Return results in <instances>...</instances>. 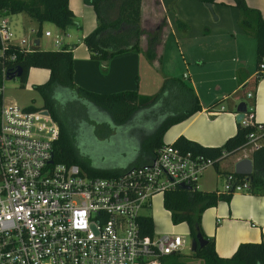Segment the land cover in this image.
I'll list each match as a JSON object with an SVG mask.
<instances>
[{
    "label": "built area",
    "instance_id": "built-area-1",
    "mask_svg": "<svg viewBox=\"0 0 264 264\" xmlns=\"http://www.w3.org/2000/svg\"><path fill=\"white\" fill-rule=\"evenodd\" d=\"M54 43L60 44V38ZM11 44L26 50L36 45L18 37L0 10V61L14 58L5 52ZM262 71L263 62L256 74ZM28 106L0 105V264H163L166 256L180 252L183 235L145 233L148 214L142 210L152 196L181 184L198 190L200 175L214 164L212 157L163 142L140 165L112 176L91 175L77 163L54 160L58 123L46 108ZM248 110L240 122L254 129L245 145L257 148L264 122L254 121L253 106ZM249 188V181L236 182L230 173L221 192Z\"/></svg>",
    "mask_w": 264,
    "mask_h": 264
},
{
    "label": "trees",
    "instance_id": "trees-1",
    "mask_svg": "<svg viewBox=\"0 0 264 264\" xmlns=\"http://www.w3.org/2000/svg\"><path fill=\"white\" fill-rule=\"evenodd\" d=\"M92 5L97 16V25L84 37L83 42L89 50L91 58L99 59L105 64L115 54L134 50L138 51L139 37L146 33L147 45L144 54L148 59L156 57V44L159 41L161 26L157 29L146 31L142 28L141 0H116V12L108 17L112 0H84ZM204 3H227L224 0H200ZM240 11V24L251 33L256 40V64L264 63V18L260 10L250 6L246 0H232L230 3ZM0 10L8 13L24 12L39 24L37 34L41 33V24L51 22L61 30H65L74 22L73 11L69 7V0H0ZM6 54L14 53V58L1 57L0 61V87L4 77H14L20 69L19 78L21 85L27 80L30 67H44L49 69L48 78L42 83L34 84V88L41 94L42 107L46 108L57 121L59 135L53 148L55 161L66 164L77 163L88 174L98 176H112L122 170H111L93 164L89 158L80 154L74 144V115H63V96L78 97L82 100V115L93 123L90 129L98 127L102 121L103 113H109L116 124H126L133 120L137 114L142 115L145 110H158L155 113L152 128L145 130V137L141 140L142 154L134 165L148 161L160 146L166 130L174 123L192 115L202 108L199 99L191 85L176 76H169L163 80L161 88L153 94H143L136 89H127L116 92L102 93L84 89L77 85L73 79V54L71 48L63 45L55 49L19 48L11 44L6 49ZM258 69V68H257ZM261 74V73H260ZM256 74V79L260 76ZM2 92L0 90V105ZM253 100L248 103L252 106ZM156 105H164L157 109ZM29 109L38 108L29 105ZM249 107H246L248 112ZM155 111V112H156ZM86 114V115H85ZM77 119L79 117H76ZM88 121V122H89ZM117 128V127H116ZM252 125L239 123L236 132L227 137L219 146L202 145L184 136L177 137L174 146L181 150H192L203 153L214 159V165L226 155L245 146L246 135L252 131ZM116 131V129H114ZM110 132V131H109ZM144 161V162H143ZM253 170L249 175L232 173L236 182L247 180L250 182L249 191L264 194V139L259 147L252 151ZM131 165V166H134ZM230 193L217 192L216 190H191L176 187L164 192L163 206L169 210L173 222L186 221L192 239L202 235L207 240L203 246L192 251L194 256L201 257L204 264H264V241L240 242L232 255L224 257L215 250L214 238L207 236L201 224L202 211L219 200L229 201ZM145 233H152L154 228L153 218L148 215L143 218ZM163 264H182L177 260L176 254L164 258Z\"/></svg>",
    "mask_w": 264,
    "mask_h": 264
},
{
    "label": "crops",
    "instance_id": "crops-1",
    "mask_svg": "<svg viewBox=\"0 0 264 264\" xmlns=\"http://www.w3.org/2000/svg\"><path fill=\"white\" fill-rule=\"evenodd\" d=\"M178 1L141 0L140 23L142 28L149 31L161 26V34L156 44V57L149 59L152 74L157 77L154 71L156 70L155 65L159 64L160 58L167 50V41H169L167 32L170 29L173 39L169 42H181V44L177 43L176 49L179 48L178 52L182 56L184 55L182 58L184 68L172 72L169 76L182 78L191 85L202 106L192 115L172 124L166 130L163 141L173 142L177 137L184 136L202 145L219 146L225 142L227 137L236 132L239 123H241L236 120V107L240 101H244L246 107H249L248 103L252 99L254 121L264 122V71L256 79L258 67L257 64L253 65L250 60L253 49L256 58V43L239 35L235 26L228 30L225 22L217 27L218 30H212L207 22L208 15L203 7H200L198 15L201 28L196 32L199 33L191 34L185 31V28L193 26V24L182 16L180 9H175ZM246 2L250 6L258 8L264 18V0H246ZM168 4L174 7V15L181 17V19L176 18L178 25L184 28L181 33H178L180 34L179 38L175 37L177 31L173 28V19L167 8ZM69 7L75 17L81 18L75 25L77 28H81L80 41L73 42L72 38L76 35L70 31L71 27H67L65 30L60 29L67 37L66 42H63V35L57 33L53 36V40L56 36L60 38V44L54 43L57 48L63 45L71 48L74 82L84 89L102 93L136 89L143 94H153V86L154 88L160 86L162 79L159 76L158 80L157 78L152 80L147 75L143 77L142 67L146 60L144 54L147 45L146 33L139 37L140 49L138 51L127 50L117 53L105 64L99 59L91 58L89 50L83 42V37L97 25L96 12L83 0H69ZM6 14L16 35L23 36L28 41L32 39L36 44L35 47L39 45L40 37L44 31L51 32L48 28L43 30V24H41L40 35L31 34L29 29L38 30V22L34 20V26L25 27L22 17L13 19L11 23L9 13L6 12ZM219 17L220 14H217L216 18ZM237 20L238 17L233 18L234 24ZM48 36H52V32ZM36 40H38V44ZM171 44V48H173V43ZM229 48L233 55H237L236 57L232 56L231 59H227L225 54ZM247 51L250 52L247 54ZM33 68L35 67H30L29 71ZM45 76L46 80L49 76V69L44 73ZM247 91H252L253 96L248 97ZM2 103H4L3 99ZM221 106L223 107L221 108ZM110 118V116H103L102 121ZM89 123L93 125L91 121L88 122L90 126ZM239 149L222 157L217 165L213 164L206 168L197 182L198 189L224 190L226 172L234 171V164L238 159L245 156L252 158L250 153L255 148L237 154ZM221 162L223 168H220ZM213 167L217 170V174L214 169L211 170ZM221 175L224 177L223 184L220 182ZM219 183L222 188H219ZM201 223L204 233L214 238L215 250L220 256L232 255L240 242L264 241V194L233 192L229 201L219 200L215 205L207 207L202 215Z\"/></svg>",
    "mask_w": 264,
    "mask_h": 264
},
{
    "label": "rangeland",
    "instance_id": "rangeland-1",
    "mask_svg": "<svg viewBox=\"0 0 264 264\" xmlns=\"http://www.w3.org/2000/svg\"><path fill=\"white\" fill-rule=\"evenodd\" d=\"M84 1V0H83ZM116 0H112V5L109 7V13L108 17L114 16L116 12V6L114 4ZM188 1V2H187ZM232 1V0H224V2ZM85 2V1H84ZM228 3H212V8H209L206 3L200 1V0H179L178 4L176 5L175 9H180L181 14L183 17L188 19L193 26H189L185 28V31L190 32L191 34H198L199 32H196L197 30H200L201 23H199L198 15L200 14V7H203V9L206 11L208 18L207 22H209L210 28L214 31L218 30L217 27L221 25V23H226V28L229 30L230 27H234L239 31V35H243V37H246L247 39H251L256 43L255 37L249 33L247 30H245L242 25L239 22V14L240 11L233 6L232 4ZM87 5L91 6V9L93 11L94 8L91 4L85 2ZM232 5V6H230ZM167 8L169 10V13L173 19V28L177 31L175 34V37L179 38L180 34L183 31V27H180L178 25V22L176 21V18L180 16L174 15V7L172 5L168 4ZM217 14H220L219 18H216ZM9 18L11 20L15 18L22 17L24 19L25 27L32 25H35V21L29 17L24 12L19 13H9ZM238 17V20L233 21V18ZM31 19V20H30ZM74 22L70 24L68 27H71L70 31H72L76 37H73V42L80 41V30L81 28H77L75 25L77 22L81 20L80 17L73 16ZM50 29L52 32V36H45L44 34L40 37V43L37 45L38 48H46V49H55L57 46L54 44L53 36L57 34L63 35V42H66L67 37L64 36L62 31H60V28L55 26L51 22H44L43 23V30L44 29ZM195 31V32H192ZM242 31V32H240ZM89 32V31H88ZM169 35V41L173 39V36L170 34V29L167 32ZM188 33V34H190ZM161 34V33H160ZM167 41V50L160 58L159 64H156L154 70L157 75V77L152 74V71L150 70V64L149 59L145 55V62L142 67L144 74L147 75L148 78L154 80L158 76L163 80L169 76L172 72L184 68V63H182V56L178 50L176 49L177 43L181 44V42H169ZM171 43H173V48H171ZM250 52V51H249ZM247 51V54L249 53ZM251 63L253 65L256 64V58H255V51L251 52ZM227 59H231L232 56H237L236 54L233 55L232 51H230V48L228 52L225 54ZM250 56V55H249ZM254 56V57H253ZM234 57V58H235ZM48 69L44 67H35L33 70L28 71L27 74V80L24 82L23 85H21V81L19 76L14 77H4L2 81V86L0 87V90L2 92V99L3 102H15L20 105H33V106H41L43 103L41 94L39 91H37L34 88V84L36 83H42L43 80H45L46 76L44 77V73L47 72ZM258 79V78H257ZM161 83V85H162ZM160 84V83H159ZM161 85L154 88L153 86V93H156L160 88ZM60 98V101L63 103V115H74L73 117L74 121V144L77 149V151L86 156L90 159V161L100 167H104L106 169L111 170H123L127 168L128 166H131L133 163L138 161L139 156L142 154V147H141V140L145 137V130L147 128H152L154 120L156 118L155 113H158V110H145L142 112V115L137 114V116L127 122L126 124H116L114 121H111L112 118L106 119L104 123L98 124L96 128L90 129L88 125V121L86 118L82 115L81 112L83 108L82 100L78 97H71V96H63ZM164 105H156L157 109H162ZM156 111V112H155ZM86 115V114H85ZM104 117L109 116V113H103ZM76 117H79L78 119ZM117 127V128H116ZM116 129V131H114ZM110 131V132H109ZM107 132V133H106ZM166 137V135H165ZM164 139V137H163ZM170 142V141H169ZM256 148L255 146L246 144L244 147L239 149L237 154L242 153L244 151L252 150ZM252 154V151L251 153ZM223 163H220V168H223ZM214 169L215 173L217 174V170L215 168H211V170ZM210 171V170H209ZM223 175L220 177V182L223 184ZM221 183H219V188H222ZM203 188V187H202ZM251 192L245 191V194H249ZM231 197V196H230ZM227 202L226 199H221ZM150 204L146 206L142 211L153 218L154 223V231L155 232H167L171 234H180L183 235V237L186 239V243L181 248L180 252L176 254L177 260L182 264H204V261L201 257L194 256L192 254V250L188 247L191 243V235L189 233V226L186 223V221H179V222H173L171 219V215L169 210H167L163 206V195L161 193H158L154 196H152L149 200ZM207 208H205L202 211V215L205 213ZM201 215V218H202ZM202 224V223H201Z\"/></svg>",
    "mask_w": 264,
    "mask_h": 264
},
{
    "label": "water",
    "instance_id": "water-1",
    "mask_svg": "<svg viewBox=\"0 0 264 264\" xmlns=\"http://www.w3.org/2000/svg\"><path fill=\"white\" fill-rule=\"evenodd\" d=\"M206 5L209 8H212V3H206ZM36 43L38 44V40H36ZM20 74V69L16 71L15 75L19 76ZM237 113H236V120L240 122L241 117L244 115V111L246 110V103L244 101H240L237 104L236 107ZM253 170V161L252 158L250 157H242L238 159L235 164H234V171L235 173L238 174H243V175H249ZM181 187L188 188L189 186L186 184H181ZM206 238L203 237L202 235H197L196 238L191 239V250L195 251L198 247L203 246V244L206 242Z\"/></svg>",
    "mask_w": 264,
    "mask_h": 264
}]
</instances>
